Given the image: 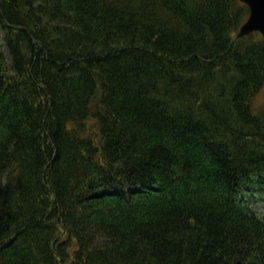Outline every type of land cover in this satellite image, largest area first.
I'll return each instance as SVG.
<instances>
[{
  "label": "trees",
  "instance_id": "trees-1",
  "mask_svg": "<svg viewBox=\"0 0 264 264\" xmlns=\"http://www.w3.org/2000/svg\"><path fill=\"white\" fill-rule=\"evenodd\" d=\"M248 12L0 0V264H264Z\"/></svg>",
  "mask_w": 264,
  "mask_h": 264
},
{
  "label": "water",
  "instance_id": "water-1",
  "mask_svg": "<svg viewBox=\"0 0 264 264\" xmlns=\"http://www.w3.org/2000/svg\"><path fill=\"white\" fill-rule=\"evenodd\" d=\"M249 7V17L241 26L238 37L260 32L264 37V0H241Z\"/></svg>",
  "mask_w": 264,
  "mask_h": 264
},
{
  "label": "rangeland",
  "instance_id": "rangeland-1",
  "mask_svg": "<svg viewBox=\"0 0 264 264\" xmlns=\"http://www.w3.org/2000/svg\"><path fill=\"white\" fill-rule=\"evenodd\" d=\"M251 109L259 113L261 110L264 109V86L261 87L259 92L254 96V98L251 100ZM92 119L90 121V124L92 123ZM248 197V204L253 208L257 213L264 215V201L263 197L264 194L258 190H256L255 194L257 196H254L253 193L249 192Z\"/></svg>",
  "mask_w": 264,
  "mask_h": 264
}]
</instances>
